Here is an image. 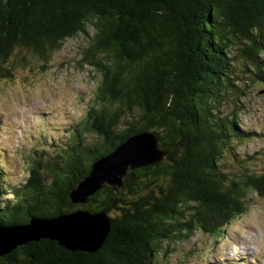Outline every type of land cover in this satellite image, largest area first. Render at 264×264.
<instances>
[{
  "label": "trees",
  "instance_id": "16d2710c",
  "mask_svg": "<svg viewBox=\"0 0 264 264\" xmlns=\"http://www.w3.org/2000/svg\"><path fill=\"white\" fill-rule=\"evenodd\" d=\"M81 35L80 65L101 77L93 103L66 141L25 157V182L13 187L0 174V226L83 209L115 212L111 232L94 255L41 240L0 264H158L165 242L194 226L224 239L249 193L264 198V174L233 156L232 143L250 135L220 108L221 91L236 89L235 51L264 82V0H0V79L24 52L49 62ZM143 132L157 135L167 161L73 205L69 194L93 164ZM231 156L237 173L223 164Z\"/></svg>",
  "mask_w": 264,
  "mask_h": 264
},
{
  "label": "rangeland",
  "instance_id": "374dc122",
  "mask_svg": "<svg viewBox=\"0 0 264 264\" xmlns=\"http://www.w3.org/2000/svg\"><path fill=\"white\" fill-rule=\"evenodd\" d=\"M87 42L84 35L67 40L49 62L24 52L17 58L22 61L9 68L12 78L0 79V174L6 184L25 182L29 175L25 157L41 144L52 150L53 144L66 141L69 127L85 117L93 103L101 77L80 65ZM234 55L236 72L231 78L236 89L221 91L222 116L235 118L243 136L250 135L246 142L232 143L233 156L252 159L245 167L264 174V82L255 80L252 66L237 51ZM233 156L225 157L223 164L237 173ZM8 199L13 201L12 196ZM246 201V214L224 230V239L194 226L187 235L182 232L165 242L158 264H264V198L250 192Z\"/></svg>",
  "mask_w": 264,
  "mask_h": 264
},
{
  "label": "water",
  "instance_id": "95a60500",
  "mask_svg": "<svg viewBox=\"0 0 264 264\" xmlns=\"http://www.w3.org/2000/svg\"><path fill=\"white\" fill-rule=\"evenodd\" d=\"M167 158L155 133H140L94 163L89 176L70 192L69 198L73 205H86L104 186L123 188L129 173L156 166ZM111 228L112 219L106 211L83 209L52 219L33 218L26 225L0 226V259L41 240L57 242L71 253L94 255L104 247Z\"/></svg>",
  "mask_w": 264,
  "mask_h": 264
}]
</instances>
